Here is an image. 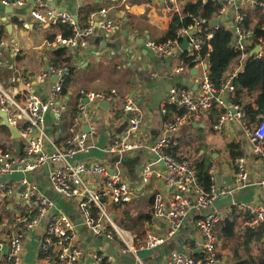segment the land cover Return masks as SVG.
I'll return each mask as SVG.
<instances>
[{
	"label": "built area",
	"instance_id": "obj_1",
	"mask_svg": "<svg viewBox=\"0 0 264 264\" xmlns=\"http://www.w3.org/2000/svg\"><path fill=\"white\" fill-rule=\"evenodd\" d=\"M30 1L33 6L31 15L41 25L62 22L72 27V36H57L55 42L59 45L80 44L84 47L95 29L101 28L110 36L117 28L110 15V8L90 11L86 25L81 26L75 19L76 16L58 9L54 0H3L5 4L13 6H23ZM209 1L202 0V3ZM213 1L217 9L212 17L195 18L191 25L180 28L174 38L163 41L151 39L146 42L147 48L161 59L180 52L182 62L172 68L174 72L185 70L183 55L186 52V55H197L200 58L198 63L203 66L197 89L173 86L168 90L161 101V112L166 116L162 135L151 146L133 139L142 125L143 110L135 100L128 99L123 110L130 114L129 124L119 136L112 139L108 147L109 151L120 154L142 147L155 153L156 159H151L143 170V180L148 181L155 175L164 179L169 188V195L160 190L154 193L153 216L147 221L142 239L133 229L122 226L113 215V209L132 202L137 197L136 189L122 178L120 166L117 165L116 169L111 170L107 165L98 162L73 161L77 153L91 147L90 139L97 133L95 126L85 131L76 121L87 117L89 102L112 103L117 96V90L82 89L79 92L74 119L69 129L68 146L62 148L48 133L45 120L48 112L60 118L67 110L63 90L73 77L71 65H53L50 73L40 74L41 82L49 77L54 78L44 100L35 91L27 93L23 98L18 97L0 82V109L7 113L9 121L17 127L24 140V152L19 157L10 149L0 146V195L12 196L17 191V186L4 179V176L20 174L17 183L22 186V209L13 222L10 234L6 239L0 238V249L8 246L3 264L23 263L27 238L34 233L36 236L38 226L44 227L39 238L41 264H108L112 259L106 253L93 252L88 255L74 238L76 224L73 220L64 213L54 212V200L29 178V172L49 163L53 164L49 171L52 188L76 201L84 223L94 235L119 239L121 253L131 254L135 264H147L139 249L156 248L178 234L189 209L213 207V201L220 195L231 194L234 197L235 192L248 186L261 193L259 201L236 202L234 199L224 209L213 208L200 215L196 220L199 235L193 245L187 252L173 251L168 264H231L218 246L219 226L226 218L239 219L244 225L262 229L264 234V174L253 176L249 166L250 155L260 159L264 166V112L258 113L255 120L251 121L244 104L236 97L235 88V80L243 69L245 60L249 56H264V37L255 40L256 24L252 23L255 17H259V27L264 31V0ZM165 3L173 14L182 16L181 0H165ZM213 21L217 22L214 24ZM220 28L232 31V45L239 51V55L236 68L228 70L219 83H215L206 56L200 57V51L205 40L212 39L215 31ZM186 34L189 46L183 50L180 45ZM2 44L4 42L0 40V46ZM257 46L259 51H256ZM213 110L217 114L214 130L222 131L229 123H234L239 128V134L244 137L245 145H242V153L233 158L234 183L230 186L218 185L216 168L211 165V186L206 190L193 159L179 158L168 148L177 145V136L182 126L204 119ZM199 248L201 251L196 252Z\"/></svg>",
	"mask_w": 264,
	"mask_h": 264
},
{
	"label": "crops",
	"instance_id": "obj_2",
	"mask_svg": "<svg viewBox=\"0 0 264 264\" xmlns=\"http://www.w3.org/2000/svg\"><path fill=\"white\" fill-rule=\"evenodd\" d=\"M188 3L189 0H181V8L184 9ZM54 5L61 11L65 10L76 16L81 26L84 23L86 25L90 11L110 8V15L117 28L110 36L101 28L95 29L84 47L80 44L59 45L55 41L58 35H63L61 30L57 28V24L38 23L31 15L33 9L31 1L23 6H13L0 0V40L4 42L0 46V75H2L0 82L18 97L23 98L27 93L35 91L44 100L54 78L49 77L45 82H41L40 74L50 73L53 65L56 67L71 65L73 77L67 82L66 92L63 93L67 110L60 118L48 112L45 120L48 133L62 148L68 146L69 129L74 119L79 92L82 89L97 91L115 88L117 90L115 100L107 108L101 106L100 101L89 102L87 117L76 121L81 129H85L86 125L95 126L97 133L90 139L91 147L77 153L73 161L98 162L107 165L111 170L116 169L117 165L120 166L122 178L136 189L137 197L132 202L113 209V215L116 220L121 219L120 222H130V227L134 228L138 219L133 218L143 213H153L154 193L160 190L169 195L170 191L164 179L155 175H152L148 181L143 180L145 166L151 159H156L155 153L149 149L142 147L124 154L108 150L112 139L119 136L129 124L130 114L124 112L123 105L128 99H133L141 105L143 122L133 139L151 146L162 135L166 119L161 112V101L164 96L173 86H187L196 90L203 66L198 62L192 67L184 63V71L174 72L172 68L182 62L180 52L161 59L147 48L148 40L163 41L176 15L167 8L165 0H54ZM252 23L259 25V17H255ZM59 48L65 49L62 56L55 54ZM237 64L238 58L229 71L235 69ZM216 120L217 114L213 110L204 119L182 126L177 136V145L168 150L176 156H190L194 163L195 160L202 161L207 158L216 168L218 185L230 186L235 181V170L228 144L239 143L242 151L245 139L239 134L237 131L239 128L234 123H229L222 131L214 130L213 125ZM208 130L215 135L219 132L223 133L224 141L221 139L209 142ZM0 146L10 149L17 157L24 152L23 138H15L9 127L3 123L1 116ZM46 146L50 149L48 143ZM192 154L194 156H191ZM52 166L53 164L49 163L29 172V178L54 200V212L64 213L73 220L76 224L74 238L85 252L88 255L93 252L106 253L112 257L108 264H135L131 254L121 253L119 239L94 235L84 223L76 201L52 188L49 180ZM249 166L253 176L264 174L263 163L257 157L249 156ZM19 177L20 174L3 177L14 183L17 191L12 196L0 195V213L3 215L0 238L6 239L10 234L13 222L22 209L20 197L22 186L17 183ZM234 195L236 202L256 203L261 198V193L250 186L235 192ZM225 206L220 209H224ZM213 208L189 209L178 234L156 248L139 249L142 258L147 264H168L169 256L173 251H189L199 235L196 227L197 218ZM129 218H132L133 222ZM235 220L240 232H244L247 228L260 229L244 225L239 219L232 221ZM146 226L147 221L142 224L140 232H144ZM34 234L27 238L22 264H41L39 238ZM263 236L264 234L261 238L262 252L264 251ZM139 237L144 238V234H139ZM235 245L234 242L233 247ZM218 246L225 254L227 250L221 248L219 240ZM7 251L6 245L0 249V264L5 261ZM234 262L235 260L231 264Z\"/></svg>",
	"mask_w": 264,
	"mask_h": 264
},
{
	"label": "trees",
	"instance_id": "obj_3",
	"mask_svg": "<svg viewBox=\"0 0 264 264\" xmlns=\"http://www.w3.org/2000/svg\"><path fill=\"white\" fill-rule=\"evenodd\" d=\"M217 9V5L213 0L203 4L202 0H196L195 2H189L183 9L182 16L176 14L173 21L167 30V34L163 40L168 38H174L177 35V31L180 28L188 27L193 23L195 18L204 16L212 17L213 13ZM79 21V20H78ZM85 23L82 25L84 26ZM57 28L61 30L64 37H70L73 35V29L67 23H58ZM232 31L225 28H220L215 31L214 36L210 40H205L202 49L200 51V57L206 56V61L209 63L210 74L215 83H219L221 78L231 69L233 62L236 61L239 55V51L232 45ZM259 37H264V31L260 29L259 25H255V40ZM1 38V37H0ZM162 41V40H159ZM65 52L64 48H59L55 51L57 56H62ZM183 55L184 62L187 66L192 67L195 65L200 58L197 55ZM68 61V59H65ZM64 60V61H65ZM2 75H0L1 79ZM68 85V83L66 84ZM65 85V86H66ZM236 97L242 102L247 110L248 117L251 121H254L256 115L259 112L264 111V56L258 58L255 56H249L244 63L243 69L239 72L235 80ZM67 86L64 87L63 92L65 93ZM257 106V108H256ZM172 111L169 112V115ZM231 157L234 158L236 155L241 154L240 144L231 142L228 144ZM183 158L185 156H177ZM210 162L207 158L202 161L195 160V166L198 171L200 181L204 189L209 190L211 186L210 179ZM152 218V214L143 213L138 217L135 222L134 228L130 227V222L125 223L117 220L122 226L129 227L136 230L140 235L144 232H140L142 224ZM132 218H129L133 222ZM219 226V238L234 241L236 247L233 249L234 264H264V251L262 252L261 238L262 229L253 230L247 228L244 232L236 227L237 220L232 221L226 219ZM3 222V215L0 213V225ZM245 249L247 254H242L241 250ZM255 251H258L257 253Z\"/></svg>",
	"mask_w": 264,
	"mask_h": 264
},
{
	"label": "water",
	"instance_id": "obj_4",
	"mask_svg": "<svg viewBox=\"0 0 264 264\" xmlns=\"http://www.w3.org/2000/svg\"><path fill=\"white\" fill-rule=\"evenodd\" d=\"M76 20H78L77 17H76ZM213 22L215 24L217 21H213ZM192 32H193V30L190 31V33H192ZM60 45H62V44H60ZM180 46H181V48L183 50L187 49V47L189 46V38H188V35L187 34L183 36V40H182ZM256 49H257L256 51H259V47L258 46H257ZM100 105L107 108L110 105V103L109 102H106V101H101L100 102ZM0 116L3 118V123L7 127H9V129L12 132L13 136L15 138H20L21 137V134H20L19 130L17 129V127L14 124H12L9 121V118L7 116V113L5 111H3L2 109H0ZM85 131H89V127L87 125L85 126ZM233 200H234V197L231 194L226 195V196L220 195L218 198H216L213 201V207L214 208H220L223 205H227V204L232 203ZM43 231H44V227L43 226H38L37 227V237L38 238H40V236L43 233ZM197 251H201V248L197 249L196 252Z\"/></svg>",
	"mask_w": 264,
	"mask_h": 264
},
{
	"label": "rangeland",
	"instance_id": "obj_5",
	"mask_svg": "<svg viewBox=\"0 0 264 264\" xmlns=\"http://www.w3.org/2000/svg\"><path fill=\"white\" fill-rule=\"evenodd\" d=\"M79 73H80V70H79ZM223 133L219 132L218 134H214L212 133L210 130H208V134H207V139L210 141L212 140H223L224 141V137H223ZM191 156H194V154H192ZM188 158H190V156H188ZM192 158V157H191ZM237 197V196H236ZM234 198H235V195H234ZM219 240V244H221V248L224 250L226 249L227 251L225 252L226 256H228V260L230 263H233L234 259H233V252H234V248L237 246L235 245V247H233L234 245V242L231 241V240H228V239H220L218 238ZM231 249V250H230ZM241 253L242 254H246V250L245 249H242L241 250Z\"/></svg>",
	"mask_w": 264,
	"mask_h": 264
},
{
	"label": "bare ground",
	"instance_id": "obj_6",
	"mask_svg": "<svg viewBox=\"0 0 264 264\" xmlns=\"http://www.w3.org/2000/svg\"><path fill=\"white\" fill-rule=\"evenodd\" d=\"M175 156H176V155H175ZM187 158H188V157H187ZM210 166H211V165H210ZM217 198H218V197H217ZM153 201H154V200H153ZM153 203H154V202H153ZM227 205H228V204H227ZM223 206H224V205H223ZM221 207H222V206H221ZM221 207H220V208H221ZM214 209H219V208H214ZM152 216H153V213H152ZM226 219H229V218H226ZM226 219H224V220H226ZM224 220H223V221H224ZM230 220H232V219H230ZM223 221H221V223H222ZM221 223H220V224H221ZM145 231H146V228H145Z\"/></svg>",
	"mask_w": 264,
	"mask_h": 264
}]
</instances>
